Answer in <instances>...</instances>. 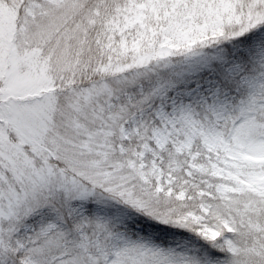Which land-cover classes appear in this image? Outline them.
Segmentation results:
<instances>
[{
    "label": "snow or ice",
    "instance_id": "snow-or-ice-1",
    "mask_svg": "<svg viewBox=\"0 0 264 264\" xmlns=\"http://www.w3.org/2000/svg\"><path fill=\"white\" fill-rule=\"evenodd\" d=\"M0 264H264V0H0Z\"/></svg>",
    "mask_w": 264,
    "mask_h": 264
}]
</instances>
